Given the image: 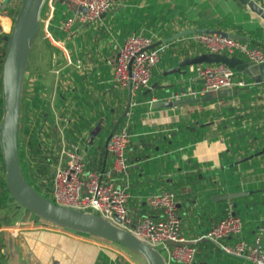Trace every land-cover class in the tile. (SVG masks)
Listing matches in <instances>:
<instances>
[{
    "label": "crops",
    "instance_id": "obj_1",
    "mask_svg": "<svg viewBox=\"0 0 264 264\" xmlns=\"http://www.w3.org/2000/svg\"><path fill=\"white\" fill-rule=\"evenodd\" d=\"M17 4L0 0V48ZM76 10L74 0H43L40 6L21 88V170L25 166L32 173L36 147L53 157V164L62 160L63 147H74L86 168H107L105 141L125 125L129 167L115 182L125 185L129 215L157 217L147 196L172 191L180 235L196 238L191 263L168 264H252L198 236L229 204L240 229L226 242L252 243L257 237L264 247V81L234 69L246 82L225 93L209 92L212 99L157 107L150 102L172 100L174 94L181 99L187 89L200 87L196 71L206 62L181 63L207 51L190 37L193 32H223L264 53V18L237 0H119L94 20L62 28L63 19ZM183 29L192 31L172 37ZM130 33L150 35V47L165 45L150 69L148 86L133 91L112 78L116 52ZM0 264L141 261L116 242L54 224L4 195Z\"/></svg>",
    "mask_w": 264,
    "mask_h": 264
},
{
    "label": "built area",
    "instance_id": "obj_2",
    "mask_svg": "<svg viewBox=\"0 0 264 264\" xmlns=\"http://www.w3.org/2000/svg\"><path fill=\"white\" fill-rule=\"evenodd\" d=\"M77 10L65 17L62 28H69L75 20L88 22L96 19L119 0H74ZM264 10V1L258 3ZM209 52L238 53L247 61L264 62V53L258 47L247 46L229 34L218 31H197L190 35ZM152 38L142 33H130L116 52L112 78L118 84L128 86L131 91L147 87L150 69L156 63L159 51L165 45L150 47ZM200 79L198 89H187L188 97L200 96L205 92L226 89L246 82L238 77L234 68L223 62H206L196 71ZM1 96V85H0ZM173 98L177 99L176 94ZM128 131L125 125L112 131L105 148L110 155V163L104 169H89L74 147L61 149L62 160L51 165L50 200L62 206L80 211L95 213L113 225L120 227L144 243L156 248L165 264L170 261L191 263L194 258L196 238H185L179 232V216L176 212V195L172 191L148 195L146 202L158 211L157 217L141 215L133 219L126 207L127 192L125 185L116 184V177H126L129 164L125 149ZM34 187V186H33ZM226 205V212L210 225L198 238L204 237L217 245L222 251L240 255L252 264H264V247L256 237L254 242L235 239L226 242L227 236H235L240 229L239 217ZM264 230V228H262ZM197 238V239H198Z\"/></svg>",
    "mask_w": 264,
    "mask_h": 264
},
{
    "label": "water",
    "instance_id": "obj_3",
    "mask_svg": "<svg viewBox=\"0 0 264 264\" xmlns=\"http://www.w3.org/2000/svg\"><path fill=\"white\" fill-rule=\"evenodd\" d=\"M42 1L20 0L8 32L2 35L5 48L0 71V155L7 192L23 208L54 224L116 242L141 256L146 264H165L162 255L156 248L95 213L54 203L26 181L22 173L18 153L21 88L29 47L38 29V14ZM237 1L264 18V10L253 0ZM190 31L192 29H183L175 32L172 37ZM195 62H223L236 70L244 71L255 81H264V62L249 63L233 54L209 51L186 57L181 61V63ZM228 90L229 88L224 89L223 93ZM212 98H214L213 94L205 92L199 97L186 96L172 100L156 99L150 102V106H170ZM128 103L129 101H127L120 117L126 111Z\"/></svg>",
    "mask_w": 264,
    "mask_h": 264
},
{
    "label": "trees",
    "instance_id": "obj_4",
    "mask_svg": "<svg viewBox=\"0 0 264 264\" xmlns=\"http://www.w3.org/2000/svg\"><path fill=\"white\" fill-rule=\"evenodd\" d=\"M20 3V1H19ZM19 3L11 10L10 17L13 19L15 12L18 8ZM7 5V2L6 4ZM1 38V34H0ZM5 42L3 41L0 50V71H1V62L4 54ZM0 114H1V96H0ZM19 131V129H18ZM19 143V141H18ZM35 154L37 156V161L34 165L33 173H30V176L35 178L38 184L35 188L45 197L50 198L49 190H50V183H51V168L50 166L52 163L53 157H48L45 152L42 151L41 147H36ZM38 154V155H37ZM1 160V155H0ZM1 170H2V177L0 178V200L4 198V195H9L7 189L5 187V175H4V168L1 160ZM26 179V178H25ZM26 181H29L26 179ZM33 186V185H32ZM13 199V198H12Z\"/></svg>",
    "mask_w": 264,
    "mask_h": 264
},
{
    "label": "rangeland",
    "instance_id": "obj_5",
    "mask_svg": "<svg viewBox=\"0 0 264 264\" xmlns=\"http://www.w3.org/2000/svg\"><path fill=\"white\" fill-rule=\"evenodd\" d=\"M19 1H20V0H15V3L17 4V3H19ZM30 172H31V171H30ZM22 173L24 174V176L30 181V183H31L34 187L38 184V182H37L36 180H34L33 177L29 176V175H30V174H29V171H28V169H27L25 166H23ZM32 173H33V170H32ZM28 174H29V175H28ZM27 176H28V177H27ZM29 181H28V182H29ZM139 259H140V261H141V264H146L145 261L141 258V256H139Z\"/></svg>",
    "mask_w": 264,
    "mask_h": 264
}]
</instances>
